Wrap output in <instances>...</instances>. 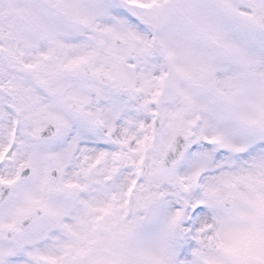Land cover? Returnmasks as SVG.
Here are the masks:
<instances>
[{"label": "snow or ice", "instance_id": "6c2138e0", "mask_svg": "<svg viewBox=\"0 0 264 264\" xmlns=\"http://www.w3.org/2000/svg\"><path fill=\"white\" fill-rule=\"evenodd\" d=\"M0 264H264V0H0Z\"/></svg>", "mask_w": 264, "mask_h": 264}]
</instances>
